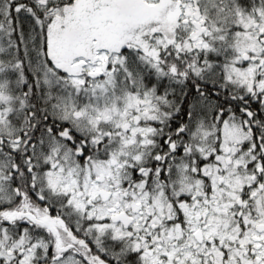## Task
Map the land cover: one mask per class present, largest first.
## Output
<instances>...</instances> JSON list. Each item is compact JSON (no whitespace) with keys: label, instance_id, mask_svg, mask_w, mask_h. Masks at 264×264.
Here are the masks:
<instances>
[{"label":"snow or ice","instance_id":"1","mask_svg":"<svg viewBox=\"0 0 264 264\" xmlns=\"http://www.w3.org/2000/svg\"><path fill=\"white\" fill-rule=\"evenodd\" d=\"M0 264H264V0H0Z\"/></svg>","mask_w":264,"mask_h":264}]
</instances>
